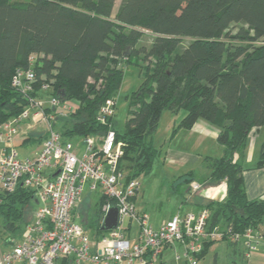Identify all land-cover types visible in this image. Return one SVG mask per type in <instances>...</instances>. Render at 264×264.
Listing matches in <instances>:
<instances>
[{
  "label": "trees",
  "instance_id": "1",
  "mask_svg": "<svg viewBox=\"0 0 264 264\" xmlns=\"http://www.w3.org/2000/svg\"><path fill=\"white\" fill-rule=\"evenodd\" d=\"M114 4L0 0V125L25 105L24 94L11 83L13 74L32 68L33 94L78 102L75 112L54 121L63 138L76 142L112 128L123 142L119 167L131 179L151 171L160 154L153 133L162 112L182 109L185 114L170 138L203 120L218 128L217 141L224 147L223 155L205 158L209 173L204 180L226 182L223 198L201 206L209 210L208 226L252 228L263 238L264 200L247 197L243 165L234 155L245 148L251 129L264 125V0H121L113 13ZM145 33L152 39L139 44ZM132 62L142 80L125 96L128 106L119 132L114 114L104 124L95 115L107 99H116L125 66ZM44 82L49 89L39 90ZM46 136L42 132L35 140L41 143ZM257 165H264V141ZM192 177L189 172L179 179L188 183ZM96 194L94 210L82 199L73 217L76 221L83 205L79 223L98 240L109 230L102 229L103 200ZM34 195V188L20 182L14 191L0 192L1 241L19 239L37 206ZM225 240L204 241L194 258L200 261L213 243ZM70 259L60 256L57 264H70ZM183 262L188 264L186 258Z\"/></svg>",
  "mask_w": 264,
  "mask_h": 264
},
{
  "label": "built area",
  "instance_id": "2",
  "mask_svg": "<svg viewBox=\"0 0 264 264\" xmlns=\"http://www.w3.org/2000/svg\"><path fill=\"white\" fill-rule=\"evenodd\" d=\"M32 68L17 69L11 83L25 96V105L0 125V192H12L20 182L34 188L36 208L23 233L16 238L0 240V264H57L60 256H69L70 264H161L164 250L172 247L175 259L181 254L188 264H197L194 256L206 240L237 243L245 256L257 249L262 236L252 228L237 231L232 225L208 226L209 210H177L169 219L154 227L148 216L139 212L133 198L138 178L126 179L119 167L123 142L110 128L103 134L87 135L73 142L63 138L55 126L57 117L75 112L78 102L58 96H37ZM44 82L39 90L46 91ZM116 99L100 105L95 119L104 124L114 114ZM50 108V110H49ZM44 123L47 136L32 155H20L15 137L23 123ZM192 192L203 188L190 183ZM102 197V223L107 211L116 207V227L98 240H91L86 229L74 220L73 209L84 191ZM127 218V225L122 221ZM135 220L134 238L126 235L129 222Z\"/></svg>",
  "mask_w": 264,
  "mask_h": 264
},
{
  "label": "rangeland",
  "instance_id": "3",
  "mask_svg": "<svg viewBox=\"0 0 264 264\" xmlns=\"http://www.w3.org/2000/svg\"><path fill=\"white\" fill-rule=\"evenodd\" d=\"M121 0H115V4L112 12L114 13ZM238 24L230 27L231 31H235ZM151 34L145 33L139 44H148L151 40ZM142 77L140 75L139 67L134 62L125 66L123 80L116 95V109L113 116L114 128L122 132L124 128V121L126 118L128 102L125 96L131 91L137 88L141 82ZM171 113L169 110H164L159 119V123L156 131L153 133V143L156 147L160 148V154L156 157L151 171L138 177L139 186L135 196V207L139 212H144L148 216L150 224L160 222L164 218L173 213L183 202L186 196V186L183 182H180V175L188 170H192L195 174V178L200 180V177L207 175L208 168L203 158H195L191 156L185 159V153H194L195 149L194 138L185 133V129L181 130L174 138L170 139L171 134ZM37 132H42L45 129L44 123H38L35 125ZM41 128V129H40ZM41 130V131H40ZM260 134H264V126L262 127ZM255 136V135H254ZM250 140V139H249ZM80 141H76L77 143ZM211 151L204 150V155L210 154V156H219L221 152H218L215 146H221L216 141ZM37 147V145H35ZM20 155L23 154L19 150ZM87 190L84 191L80 202L83 204L82 199L88 200L89 209L93 211L95 208V202L97 199L96 192H89L91 195L83 197ZM79 202V203H80ZM31 205L34 206L32 201ZM189 206L188 203L185 204ZM83 205L78 206V212L83 213ZM78 212L76 214V221L79 222ZM127 225V218L122 221V227ZM127 229V228H126ZM138 230L135 220H131L130 232L135 234ZM95 240V239H91ZM221 245H224L221 243ZM176 252L181 254L180 262L184 259L181 253V249H176ZM215 251L210 250L204 259L200 260L197 264H213ZM174 249L168 247L162 254L163 260L166 264H176L174 259ZM220 254V253H219ZM90 264V263H85Z\"/></svg>",
  "mask_w": 264,
  "mask_h": 264
},
{
  "label": "crops",
  "instance_id": "4",
  "mask_svg": "<svg viewBox=\"0 0 264 264\" xmlns=\"http://www.w3.org/2000/svg\"><path fill=\"white\" fill-rule=\"evenodd\" d=\"M170 113H171V117H170L171 128H173V126L176 125L178 121L184 116L185 111L181 109L177 112L170 111ZM35 125L36 124H33L31 122L23 123L19 128L20 130L19 133L15 137V144L18 150H20L21 153L23 152L22 156L34 154V152H36L41 146V143H37L35 139L36 137L42 134L44 129L42 130V132H37V128H35ZM262 127L251 129L247 137L245 148L241 152L235 153L234 155V161L238 160L240 161L241 165H243V171H242L243 182L245 186L246 195L249 199L264 200V165L263 166L257 165L259 159L260 146L264 141V134H260ZM181 130H183V128L179 129L174 135V137L177 136V134L181 132ZM185 131H186L185 133H187V135L190 136V138L191 137L194 138L193 146L195 147V149L192 150L194 152L193 154L187 152L185 153L184 156L185 159L190 158L191 156L195 158L202 157L203 161L205 162L206 157H219L223 155L224 147L222 145L219 147L215 146L217 151L221 152V155L219 156H210V154H206L203 156L204 153H202L204 152V150L211 151L212 148L214 147L212 145H214L213 143L215 141L218 143L217 141L218 128L216 126L207 123L203 120H197L191 129H185ZM35 145H37V147ZM189 172L194 174L192 170H188L183 174ZM207 175L200 177V180H198L195 178V174H194V177H192V179H190L188 183L184 182V184L186 185L187 193L185 198L183 199L182 204L168 217L164 218L160 222L153 223L151 225L154 227L160 225L162 222L169 219L179 209L183 211L198 210L202 208L201 207L202 205H205L210 202L205 198H208L210 200L223 198L226 192V182L221 181L216 185L210 184L209 182L204 180ZM191 182H197L199 184H202L203 189L197 192H192L189 187ZM90 195L91 194L89 193V191H86L83 197H87V196L89 197ZM186 203H188L189 206L186 207L185 205ZM128 225L129 227H127L126 235L127 237L132 239L136 237L137 231L135 234H132L130 232L131 222H129ZM86 231L91 237L90 229H86ZM221 243H223L224 245H221ZM210 250L216 252L213 259V263L216 262L217 264H223L231 261H244L246 264H264V237L262 238V242L259 245V247L253 250L248 257H244V252L241 245L237 243H232L227 240L213 243L209 247V250L206 253V255L209 253ZM205 256L202 259H204ZM161 259H162L161 264H166V262L163 260L162 257ZM180 259H175L176 264L184 263L183 262L184 259L181 262Z\"/></svg>",
  "mask_w": 264,
  "mask_h": 264
},
{
  "label": "water",
  "instance_id": "5",
  "mask_svg": "<svg viewBox=\"0 0 264 264\" xmlns=\"http://www.w3.org/2000/svg\"><path fill=\"white\" fill-rule=\"evenodd\" d=\"M205 199L208 201H211L208 198H205ZM117 217H118L117 208L113 206L107 211L105 215L104 221L102 223V229L109 230V229L116 227Z\"/></svg>",
  "mask_w": 264,
  "mask_h": 264
}]
</instances>
